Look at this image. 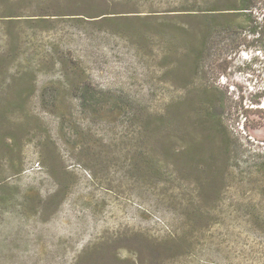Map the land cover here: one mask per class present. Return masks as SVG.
I'll return each mask as SVG.
<instances>
[{"label": "rangeland", "instance_id": "rangeland-1", "mask_svg": "<svg viewBox=\"0 0 264 264\" xmlns=\"http://www.w3.org/2000/svg\"><path fill=\"white\" fill-rule=\"evenodd\" d=\"M214 2L9 1L0 264H264L262 59L242 50L206 73L222 122L212 141L162 120L184 96L165 44L177 59L199 22L176 14Z\"/></svg>", "mask_w": 264, "mask_h": 264}, {"label": "trees", "instance_id": "trees-1", "mask_svg": "<svg viewBox=\"0 0 264 264\" xmlns=\"http://www.w3.org/2000/svg\"><path fill=\"white\" fill-rule=\"evenodd\" d=\"M9 1L0 4L1 16L15 13L16 9ZM214 1L212 6L200 12L184 10L176 14L192 15L199 22L194 27L182 29L177 59L175 42L168 41L164 50L165 58H173L166 74L179 79L184 96L167 106L162 120L169 129H195L201 133V140L202 137L210 139L209 134L222 127L215 96L217 88L204 82L206 73H223L226 68L220 63L242 50L248 55L246 63L253 65L260 58L264 63V14L260 16L256 10L262 0ZM197 78L202 84H196ZM26 90L23 88L22 91ZM193 92L195 99L189 96Z\"/></svg>", "mask_w": 264, "mask_h": 264}]
</instances>
